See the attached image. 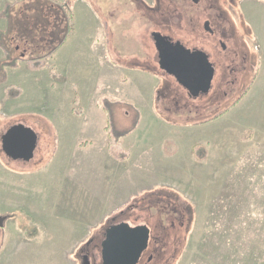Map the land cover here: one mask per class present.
Masks as SVG:
<instances>
[{"label": "rangeland", "instance_id": "rangeland-1", "mask_svg": "<svg viewBox=\"0 0 264 264\" xmlns=\"http://www.w3.org/2000/svg\"><path fill=\"white\" fill-rule=\"evenodd\" d=\"M32 1L0 0V30L10 28L7 8L17 19ZM60 1L72 8L75 37L101 39L91 44L109 55V84L75 88L59 63L77 55L73 42L13 65L25 52L17 46L23 40L12 42V59L0 47V64L8 63L0 71V264H83L84 250L91 264H102L101 241L113 216L151 228L140 264H264V0H235L229 10L250 46V70L239 75L243 88L219 108L202 99L191 106L179 101L187 91L158 65L151 31L182 37L192 29L189 17L179 19L177 1L163 3L152 21L132 0ZM204 1L190 11L199 17L194 24L209 15L214 27L218 20L229 29L230 16H218L219 1H228ZM86 5L101 26L88 28ZM197 25L192 39L208 46L212 39ZM104 99L133 107L116 106L109 121ZM19 124L38 136L30 160L13 159L2 147V136ZM155 190L161 199L152 201L148 193ZM168 196L181 219L161 216ZM185 208L192 210L188 232Z\"/></svg>", "mask_w": 264, "mask_h": 264}, {"label": "flooded vegetation", "instance_id": "flooded-vegetation-1", "mask_svg": "<svg viewBox=\"0 0 264 264\" xmlns=\"http://www.w3.org/2000/svg\"><path fill=\"white\" fill-rule=\"evenodd\" d=\"M132 1V5L137 6L136 9H140L142 11L145 9L143 16H146L147 19L152 21L154 19L155 13L161 12L163 10V3L167 2L168 0H152L150 3L147 0ZM175 1L178 2L180 7L178 9L179 19L184 20V17H189V22L192 24V29L187 31L183 29V32L185 31L187 33H185V35L182 37L174 36L172 33L161 29L158 31H151L149 36L154 42L157 52L155 57L157 58L158 65L164 70V72L170 74L175 79L179 87H182L187 91L185 96L181 95L179 98H177L179 101L186 100L188 106H191L192 103L202 99V101L207 100V106L217 102L216 104H218L219 108L224 102L230 101L232 98H234L239 88H243L244 84L242 83L243 81L239 79V75H241V77L244 75L245 77L248 75L250 70V63L246 64V61H248L251 56L249 49L250 46L248 42H244L247 41L244 35L240 37V33H238L234 23V19L236 20L237 17H233L231 11H229L230 8L238 6V3L235 0H227L228 4L219 1V9L221 10L219 12L221 14H217L218 16L226 15L228 19L230 16V19H232V24L229 29L222 23H219L218 20L217 26L214 27V20L208 17L209 15H201L206 17L203 23L199 24L203 30V33L201 34L208 36L213 42H209L210 44L208 43V46H202V48H200V44L196 43L191 37L196 35L198 32V29L194 30L197 25L194 23L196 22V19L199 20V17L198 15H195L196 19H194V16H192V12L190 11H193L197 7L202 8L205 6V1ZM232 3L235 4L233 5ZM164 19L166 21L169 20L167 17ZM171 26L172 25H166L165 27L168 28ZM250 36L251 35L248 34V37ZM241 46L244 47V49L238 51L237 47ZM216 49L217 52L220 53L218 57L215 54ZM231 53H233L232 58L229 57ZM244 55H246V59ZM220 67H222L221 70ZM206 85H208V90L205 89ZM238 96H240V94ZM238 96L235 98V101L232 104H236L238 101ZM183 97L185 99H182ZM201 106L206 107V105ZM192 110L193 109H191V111ZM199 110L200 108H198L197 111L199 112ZM205 110L208 111L209 108ZM20 126L21 124L10 126L7 132L2 136L3 150L6 155L11 158L14 154V136L16 134L18 135V131H22ZM149 246L142 254L138 264H140L143 257L146 255L147 251L149 250ZM80 253L83 264H91L89 260V251L84 250ZM152 257V255H149L148 261H151Z\"/></svg>", "mask_w": 264, "mask_h": 264}, {"label": "trees", "instance_id": "trees-1", "mask_svg": "<svg viewBox=\"0 0 264 264\" xmlns=\"http://www.w3.org/2000/svg\"><path fill=\"white\" fill-rule=\"evenodd\" d=\"M29 5L26 6L25 10L19 12V18H13L14 14L9 13V8L6 9V15L10 21V28L6 29V31L0 30V47H3L6 52L5 59H12L13 52L15 48H13L12 42H18L23 40V46L21 43H17L19 48H24L25 52H23L21 58H14L13 61L9 64H15L19 60H42L45 59L47 56L55 53L58 51L61 46L65 43L68 36L72 33L74 29L73 19L74 15L72 12L71 6L66 2H61L60 0H34L32 2H28ZM15 17V16H14ZM11 19L13 23L11 22ZM22 39V40H21ZM57 41V42H56ZM55 42V45L51 47V44ZM50 45L51 48L47 49L46 46ZM46 48V49H45ZM42 50H45L43 54H40ZM31 55H28L31 53ZM37 52L38 55L35 53ZM26 55V56H25ZM15 60V61H14ZM2 61L0 64V71L8 64ZM123 104H128L133 107V105L126 101H119L113 99H104L103 101V108L107 112L109 116V121L114 116V108L116 106H121ZM226 110L222 113L218 114L214 118L222 116ZM140 115V114H139ZM138 115V116H139ZM113 121V119H112ZM136 121V122H135ZM134 124H138L139 119L135 120ZM137 126V125H136ZM134 126L133 128H135ZM127 135V134H126ZM151 197V200L157 201V199L161 194V190L150 191L148 193ZM172 194V193H171ZM166 200L163 201V208L161 212L162 217H168L171 220L174 217H183V211L179 208L174 201L172 200L173 197L168 196L165 198ZM176 206V207H175ZM161 207V206H160ZM175 208L177 212L179 210L180 215H173L172 216V208ZM187 210V222L183 224V227L188 230L190 229L192 223V210L191 208H185ZM173 211V210H172ZM120 217V216H119ZM118 216H113L111 221L117 223ZM181 219V218H180ZM113 223V224H116ZM181 226V225H180ZM106 235V230L104 232V237ZM103 241V240H102ZM101 241V244H102Z\"/></svg>", "mask_w": 264, "mask_h": 264}, {"label": "water", "instance_id": "water-1", "mask_svg": "<svg viewBox=\"0 0 264 264\" xmlns=\"http://www.w3.org/2000/svg\"><path fill=\"white\" fill-rule=\"evenodd\" d=\"M208 90V85L205 87ZM22 131L14 136L13 159L30 160L37 145V134L21 125ZM24 133V134H22ZM150 228L145 225L132 226L121 222L106 229L101 244L102 264H138L150 242Z\"/></svg>", "mask_w": 264, "mask_h": 264}, {"label": "crops", "instance_id": "crops-1", "mask_svg": "<svg viewBox=\"0 0 264 264\" xmlns=\"http://www.w3.org/2000/svg\"><path fill=\"white\" fill-rule=\"evenodd\" d=\"M85 14L90 17L88 28H95L101 26L102 21L98 13L90 5L85 6ZM102 42L98 37L82 35L81 37H75L72 33L68 36L65 43L61 46H65L67 42H73L71 46L74 47L70 52H76L77 55H81L82 58L76 57L75 53H67L59 58V63L62 65V70L71 79V83L75 85L77 89H89L93 83L99 85L98 89H104L106 87L105 82L109 84V55L102 45L93 46V41ZM78 43H82V46ZM60 48V49H61ZM59 49V50H60ZM81 49V51L79 50ZM79 50V51H78ZM78 52V53H77ZM148 74V72L145 71ZM120 89L116 85V89ZM119 99V98H116Z\"/></svg>", "mask_w": 264, "mask_h": 264}]
</instances>
